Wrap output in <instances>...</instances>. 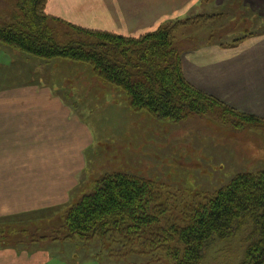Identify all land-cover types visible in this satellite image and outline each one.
<instances>
[{
	"label": "rangeland",
	"instance_id": "1",
	"mask_svg": "<svg viewBox=\"0 0 264 264\" xmlns=\"http://www.w3.org/2000/svg\"><path fill=\"white\" fill-rule=\"evenodd\" d=\"M17 1L0 0L1 23L19 13ZM236 8L232 7L237 11ZM239 12L234 20L246 16L247 22L251 18L248 13L243 15V10ZM208 21L205 15L191 17L177 28L188 27L186 31L193 32L191 26L198 25L200 38L206 33L218 38L225 21L216 20L217 28L207 32L213 26L212 23L207 26L211 22ZM231 28L236 29L237 25ZM6 54L15 56L11 59ZM0 59L6 60L5 72L11 74L7 83L41 82L53 86L92 135L85 152L87 166L71 191L69 202L43 209L47 211L31 215L27 221L0 224L1 244L45 248L52 255L50 264H177L171 254L180 245L176 240L165 242L157 238L164 224V229H168L166 220L181 221L237 174L264 169L261 122L249 124L241 116H222L220 111L213 116L193 115L180 121L161 118L145 109L135 110L126 91L97 78L87 62L68 58L45 60L1 45ZM117 173L151 182L161 195L157 210H165L157 216L158 224L148 226L144 239L135 238L127 246L120 234L104 243L96 237L85 241L65 239L63 213L90 192L102 176ZM238 236L230 241L214 242L202 264H240L245 252L244 231Z\"/></svg>",
	"mask_w": 264,
	"mask_h": 264
},
{
	"label": "crops",
	"instance_id": "2",
	"mask_svg": "<svg viewBox=\"0 0 264 264\" xmlns=\"http://www.w3.org/2000/svg\"><path fill=\"white\" fill-rule=\"evenodd\" d=\"M240 10L252 20L246 22V16L234 20ZM44 11L77 26L129 37L204 15L211 21L207 26L213 24L207 30L211 32L222 18L225 26L218 38L210 33L200 38L198 25L191 26L193 32H187L188 27L175 30L185 77L233 109L264 120V0H46ZM6 67L3 59L0 224L27 221L43 209L66 205L87 166L85 152L92 142L86 123L53 86L7 83L11 74ZM51 261L45 248L0 244V264Z\"/></svg>",
	"mask_w": 264,
	"mask_h": 264
},
{
	"label": "trees",
	"instance_id": "3",
	"mask_svg": "<svg viewBox=\"0 0 264 264\" xmlns=\"http://www.w3.org/2000/svg\"><path fill=\"white\" fill-rule=\"evenodd\" d=\"M45 3L18 0L19 13L0 22V45L45 60L87 62L97 78L122 87L135 110L145 109L157 117L180 121L220 111L222 116H241L249 124H264L263 119L233 109L188 81L182 53L175 46V30L183 22L129 37L49 16ZM160 198L148 180L106 174L63 213L65 239L96 237L104 243L120 234L125 246L131 245L135 238H145L148 226L158 224L157 216L165 212L157 210ZM166 222L168 229L164 224L157 238L180 245L171 254L177 264H202L214 242L230 241L242 230L245 252L240 264H264V169L237 174L181 221Z\"/></svg>",
	"mask_w": 264,
	"mask_h": 264
}]
</instances>
